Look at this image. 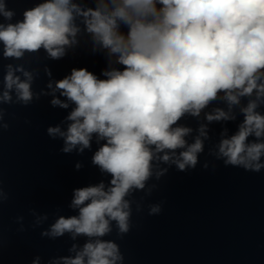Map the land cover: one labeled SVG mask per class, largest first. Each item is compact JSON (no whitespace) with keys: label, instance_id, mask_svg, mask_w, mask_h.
Returning <instances> with one entry per match:
<instances>
[{"label":"clouds","instance_id":"clouds-1","mask_svg":"<svg viewBox=\"0 0 264 264\" xmlns=\"http://www.w3.org/2000/svg\"><path fill=\"white\" fill-rule=\"evenodd\" d=\"M13 15L0 0V16L10 21ZM77 16L94 44L123 68L102 72L105 79L87 68H73L57 81L53 91L59 90L75 107L66 131H47L63 138L65 153L77 146L80 152L90 148L94 134L103 140L92 163L111 180L108 187L100 182L74 190L71 207L79 214L59 217L50 234L97 238L75 257L62 258L63 264H116L122 259L118 246L99 237L111 231V221L121 233L129 230V191L144 188L154 160L168 162L177 149H185L174 161L184 170L195 167L203 151L199 136L189 145L185 136L191 129L175 126L185 114L199 116L221 93L229 110L255 93L256 99L241 108L239 131L221 140L219 153L226 164L255 171L264 167L259 163L264 115L256 111L257 101L264 100V0H99L97 7L86 9L71 0H45L25 10L23 20L0 23L3 56L20 59L43 48L52 59L61 58L65 47L76 43ZM15 71L27 79L21 81ZM31 80L22 67L8 65L0 101L10 102L15 90L18 100L30 102ZM51 103L68 107L55 97ZM234 118L220 108L206 115L209 122ZM205 127H200V136H206ZM249 136L257 142L248 143Z\"/></svg>","mask_w":264,"mask_h":264},{"label":"water","instance_id":"water-1","mask_svg":"<svg viewBox=\"0 0 264 264\" xmlns=\"http://www.w3.org/2000/svg\"><path fill=\"white\" fill-rule=\"evenodd\" d=\"M43 2L5 0L14 15L10 21L0 16V23L21 21L25 10ZM71 2L86 9L97 7L99 0ZM74 23L80 29L76 43L66 46L59 59L49 57L43 48L25 52L20 59L5 58L0 42V94L5 91L8 65L31 74L33 94L27 104L17 99L15 90L10 102L0 101V264H63L62 258L75 257L87 242L97 239L50 234L59 217L79 214L71 207L74 190L100 182L108 187L111 180L92 163L103 140L94 134L90 148L80 152L77 146L65 153L63 138L47 131L49 127L66 131L75 107L59 90L53 91L57 81L71 75L73 68H87L99 79L106 78L102 75L106 70L123 68L94 44L81 17ZM120 31L126 34L127 28L121 25ZM14 74L21 81L27 79L23 72ZM222 96L199 116L185 114L175 125L191 129L185 136L189 145L198 136L203 141L195 167L180 170L174 162L185 149H177L168 162L154 160L144 188H133L125 197L129 230L121 233L111 221V231L99 237L118 246L122 259L116 264H264V167L255 171L226 164L219 153L221 140L235 135L243 123L241 108L256 96L241 97L231 110ZM54 97L68 107L53 105ZM217 108L235 118L209 122L206 115ZM256 111L260 113L259 106ZM202 125L206 136H200ZM247 142L257 140L249 136ZM259 163L264 165V155Z\"/></svg>","mask_w":264,"mask_h":264}]
</instances>
